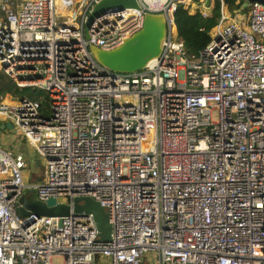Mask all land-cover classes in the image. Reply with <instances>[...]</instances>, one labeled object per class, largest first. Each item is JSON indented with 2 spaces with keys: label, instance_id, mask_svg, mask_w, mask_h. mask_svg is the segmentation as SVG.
I'll use <instances>...</instances> for the list:
<instances>
[{
  "label": "built area",
  "instance_id": "obj_1",
  "mask_svg": "<svg viewBox=\"0 0 264 264\" xmlns=\"http://www.w3.org/2000/svg\"><path fill=\"white\" fill-rule=\"evenodd\" d=\"M60 1L0 0V71L42 91L1 98L0 117L43 163L25 182L23 153L0 146V264H264V3L136 0L94 17L85 38L96 0ZM214 1L208 40L186 52L176 3L204 17ZM145 12L167 26L141 68L90 56L88 44L118 45ZM20 195L91 196L109 238L90 214L20 216Z\"/></svg>",
  "mask_w": 264,
  "mask_h": 264
},
{
  "label": "water",
  "instance_id": "obj_2",
  "mask_svg": "<svg viewBox=\"0 0 264 264\" xmlns=\"http://www.w3.org/2000/svg\"><path fill=\"white\" fill-rule=\"evenodd\" d=\"M251 0H242L241 7H245ZM264 3V0H257ZM207 3V0H205ZM136 0H96L87 8L83 22V34L87 37V28L91 20L105 11L136 6ZM166 21L161 12H145L138 29L125 37L118 45L105 49L94 44H88L90 56L99 64L113 71H133L141 68L145 62L156 55L160 49V40L166 31ZM12 128L10 121H5L0 128ZM16 211L20 216L32 213L36 216H64L72 214H90L97 232V237L108 240L110 223L107 213L94 198L88 195H75L71 205L57 203L55 197L49 196L45 201L35 197L20 195L16 202Z\"/></svg>",
  "mask_w": 264,
  "mask_h": 264
},
{
  "label": "trees",
  "instance_id": "obj_3",
  "mask_svg": "<svg viewBox=\"0 0 264 264\" xmlns=\"http://www.w3.org/2000/svg\"><path fill=\"white\" fill-rule=\"evenodd\" d=\"M197 1V0H193ZM233 7H240L241 0H226ZM217 1L213 2L210 13L201 16L197 7L190 9V4L176 3L173 10V22L177 37L182 41L185 51L196 53L208 40V30L214 24L217 16ZM200 27H202L200 29ZM28 87L17 88L13 82L0 71V99L5 93L11 92L21 95ZM23 95H26L23 93ZM42 102H44L42 100ZM2 121L0 120V124Z\"/></svg>",
  "mask_w": 264,
  "mask_h": 264
},
{
  "label": "rangeland",
  "instance_id": "obj_4",
  "mask_svg": "<svg viewBox=\"0 0 264 264\" xmlns=\"http://www.w3.org/2000/svg\"><path fill=\"white\" fill-rule=\"evenodd\" d=\"M1 15V13H0ZM42 91L38 88H34V87H28V89H26L25 91L23 90V92L21 93V95L26 94L29 97H32L35 94H39ZM11 92H8L6 94H4V96L2 97V99L8 100L10 98ZM19 95L18 93H13V95H11V97L13 98H17ZM15 98V99H16ZM14 100V99H13ZM2 135V133H1ZM9 138H13L15 139V142L19 144V146L23 149L24 153L27 154V157H25L26 161H27V167L24 169L23 172V177L25 182L28 181H35L37 180V177H39V175L42 174L43 172V163L42 160L40 158V156L37 154V152L34 150V148L32 146H30L28 144V142L22 138V136L20 134H18V132L15 130L13 132H9ZM3 137H5V135H3ZM0 144L4 145V141H2V139H0ZM53 261H57V258H53ZM144 264H149L147 261L144 262Z\"/></svg>",
  "mask_w": 264,
  "mask_h": 264
},
{
  "label": "crops",
  "instance_id": "obj_5",
  "mask_svg": "<svg viewBox=\"0 0 264 264\" xmlns=\"http://www.w3.org/2000/svg\"><path fill=\"white\" fill-rule=\"evenodd\" d=\"M8 93V92H7ZM6 94V93H5ZM11 95H13V94H11ZM11 95H10V98L8 99V100H13V99H15V98H13V97H11ZM19 96H21V95H19ZM0 120L2 121V123L1 124H4V122L5 121H7V119H5V118H2V117H0ZM9 121V120H8ZM0 124V125H1ZM16 129L14 128V126H12V128H10V127H6V126H3V127H1L0 128V139H2V141H4V145H1L0 144V146L1 147H6V148H10V149H12L13 151H21L22 153H23V155H24V157H27V154L26 153H24V151H23V149L19 146V144L18 143H16L15 142V139H14V137L13 138H9V132H13V131H15ZM1 133H2V135H1ZM3 135H5V137H3ZM38 178V177H37ZM146 261V260H145ZM144 261V262H145Z\"/></svg>",
  "mask_w": 264,
  "mask_h": 264
},
{
  "label": "bare ground",
  "instance_id": "obj_6",
  "mask_svg": "<svg viewBox=\"0 0 264 264\" xmlns=\"http://www.w3.org/2000/svg\"><path fill=\"white\" fill-rule=\"evenodd\" d=\"M57 7H58V9L61 8V10H62V7H64L60 0H57ZM74 9H76V8H74Z\"/></svg>",
  "mask_w": 264,
  "mask_h": 264
}]
</instances>
